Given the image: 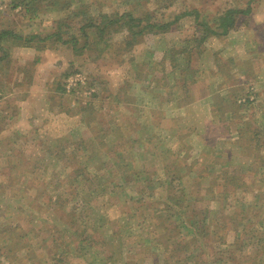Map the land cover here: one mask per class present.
<instances>
[{
	"label": "rangeland",
	"instance_id": "obj_1",
	"mask_svg": "<svg viewBox=\"0 0 264 264\" xmlns=\"http://www.w3.org/2000/svg\"><path fill=\"white\" fill-rule=\"evenodd\" d=\"M68 1L37 2L34 15L25 0H0V33L75 32L78 17L69 7L77 5L118 18L126 9L140 18L149 13L159 27L125 49L126 26L102 45L105 50L75 58V43L48 39L39 51L37 39L30 45L15 37L0 41V264H84L89 257L98 264L105 246L123 256L120 263L176 264L174 249L153 235V217L168 215L184 235L198 231L202 246L198 261L179 264H264V0H71L66 9ZM248 7L239 25L222 35V12ZM192 10L200 11L198 19L185 14ZM202 20L218 35L205 33ZM186 47L188 57L173 63V53ZM65 72L67 79L96 78L98 85L87 82L78 97L94 93L80 102L86 104L100 93L95 122L84 119L70 96L47 102ZM58 103L69 110L54 112ZM223 170L252 180L242 188L225 184ZM87 173L93 184L82 182ZM235 215L251 221L235 228ZM124 217L131 233L122 229ZM212 221L230 224L222 241ZM85 236L97 241L86 254L80 248Z\"/></svg>",
	"mask_w": 264,
	"mask_h": 264
},
{
	"label": "trees",
	"instance_id": "obj_2",
	"mask_svg": "<svg viewBox=\"0 0 264 264\" xmlns=\"http://www.w3.org/2000/svg\"><path fill=\"white\" fill-rule=\"evenodd\" d=\"M25 1H26L24 3L25 5L23 4L25 6V10L27 12L28 11H35L34 15H36V12H38L40 10V7L38 8V7H36V5L38 3L42 4V0H32V1L25 0ZM72 3H74V2L69 0L67 3L64 4L63 7H66V9H67L69 6L72 5ZM69 11H70V14L72 16L78 17L77 22L72 23L73 26L76 24L74 27L75 32H73L74 29H73V31L65 30V29L63 31V27H59L56 31H51L46 36H40V35L36 36V34H30V35L24 36V35H17L15 33H13V31H11V30H3L0 33V41L5 37H15L17 40L24 39L26 44L30 45L33 43L34 40L37 39L39 44H37L36 46H37L39 51H41L45 48L46 44L44 42H46L48 39H52L53 40L52 43L54 44V42H55L56 45L59 42H62L61 44L75 43L74 47L72 49L75 52V56L78 57L79 53L83 52L84 50H93V51H99V52L105 50L106 46L103 47L102 45L108 43L115 32L120 31L122 28H124L126 26H127V29L131 32L130 33L131 35L129 36L130 39L127 38L124 40L126 43L125 47H124L125 49H128L130 46H134L135 43L141 39V36L144 35L145 31H157L156 28L159 27V25L150 21L152 16L149 13H147L144 17L140 18V17H137L133 13L134 11L128 10V9H126L127 12H124L123 14H121V16L119 18L116 15V13H110V12H104V11H100V13L98 15L91 14L89 7L86 5H81V6L77 5V7H74V8L69 7ZM251 11H252V9H250V7H248L247 9H240V8L227 9V10L222 12L221 16H219V18L217 20V22L219 23L217 28H221V34L222 35L229 34V32L231 30L235 29L239 25V23L241 22L240 21L241 17L248 15ZM185 14L195 15L196 19H198L200 17V11H198V10L187 11ZM34 15H26V18H28V19L33 18ZM179 16L180 15H178V18H179ZM209 23L210 22L207 20H202L199 22V24L202 26V29H204L205 33L209 32V35L217 36L218 31L215 29L213 30L212 27L209 25ZM76 26H78V30L76 29ZM167 26H169V23L167 24ZM164 28H167V27L163 26V27H160V29H158V30H162ZM76 32H78L79 35H77ZM67 33L69 36L67 38H65L66 37L65 35ZM80 35L83 36L84 41L80 40V38H79ZM203 39H205V37L202 38V42H203ZM33 44H35V43H33ZM0 49H2L1 43H0ZM183 54H185V56H187V57L190 54V52L187 51V47L185 50L183 49V51L179 50V51H176L173 53L172 56L175 57V59L173 60V63H174V61H176L177 57L179 58ZM0 58L2 59V57H0ZM184 58H186V57H183L182 59H184ZM178 64L179 63H175L174 68H177ZM71 65L73 66L74 63ZM173 72H175V70H173ZM69 74H70V72L69 73L65 72V74L63 76H61L60 80L56 79V81L54 82V84L51 88L55 92V94H53L52 97L53 96L58 97L60 100L65 99L66 96H68V97L70 96V97L74 98L75 102L78 101V103L80 105L78 112H81V114L86 113V115H87L86 117H84V119L85 120L87 119L90 123H92L93 121L95 122L96 108H93V106L96 105V101H95L96 98L98 99L101 97L100 93L98 95H96V98L94 101H86V104H80L81 101H83L85 99L92 98L94 93H92V95L90 97L89 96H82L81 98H78L79 94L81 92H84L86 89H89V87H87L89 85V83H86L85 85H81L79 92H76V90L73 89V87L71 90L67 91V87H66L67 78L66 77ZM90 77L93 80H91V78H90L88 81V78H87V82H92L94 85H96L97 84L96 78L92 77V76H90ZM64 78H66V79H64ZM92 99H94V98H92ZM56 105L60 106L59 103ZM59 108L69 110L67 107L65 108V107L60 106ZM71 114H72V112H71ZM116 125H118V123H116ZM117 128H121V126L119 125V127H117ZM123 133H124V137H126V134H125L126 132H123ZM83 144H84V141H79L77 143V147L79 149H81L80 147H82ZM60 152H62V150ZM13 162L14 161H12V163ZM125 165H126V167H128L127 162ZM13 166H15V165H13ZM118 166L121 167L122 165H118ZM82 168H84V170H87V168L84 167L83 165H82ZM128 169H129V167H128ZM220 175L222 177L221 179L226 180L225 184L234 183V185H235L234 187H238V188H240L241 186H244V184H246V183H250L252 180V177H250V181H249V177H248L245 180L241 181L240 179L243 177H241L240 175L230 174L228 171H225V170H223ZM220 175L218 177H220ZM83 178L84 179L82 182H84V183L93 184L94 181H96L89 173L85 174L83 176ZM1 186H2V183L0 182V187ZM89 186H91V185H89ZM184 190H186V189H184ZM225 191L229 193V189H225ZM181 194H183V193H181ZM51 201H53V200L50 197V202ZM114 202H115V204H118L119 201H118V199H116ZM168 206L170 207V205H168ZM131 210H133V208H131ZM31 211H36L35 207H33L31 209ZM142 211H143V208H142ZM137 212L138 211H135V213H137ZM166 212H167V210H166ZM31 214H32V212H31ZM67 214L70 215V213H67ZM130 214L131 213L128 212L127 216H129ZM88 215H89V213H88ZM170 217H171L170 215H168V217H163V216L153 217L154 218L153 222L155 224V231H154L153 235L155 236V238L157 240H159L161 243H163V245L166 249H170V248L174 249L173 252H175V253H174V255L172 254V256H176V258H177L176 264H179L183 260L190 262L192 260H197V258H201L202 246L198 243V241L195 240L196 237L199 236L198 231L193 229L194 232H191L188 235H184L183 228L181 227V225H179L177 222H175V219H171ZM124 218L126 219V222L123 225L122 229H125L126 233H131L132 231L130 229L129 223L127 222V220L129 218L128 217H124ZM241 219L242 218H240V216H238V215H235L234 218H233V216H231V220L236 226L235 228H238L240 226L245 227L251 221L249 219L250 221L247 220V222H244V221L241 222ZM36 220H37V216H34L33 222ZM103 222H105V224H106V221L103 220ZM111 222H112V225L115 226L114 221H111ZM109 223H110V221H109ZM211 224H214L213 225L214 231L216 233H218V238L220 241H222V237H221L222 231L225 232V230L227 229V227L230 226V224L228 222L227 223L226 222L217 223L216 221H212ZM207 226L209 227L210 225L207 224ZM252 226L253 225H251L250 227H252ZM258 228L259 227L256 226L254 233L256 232V230ZM14 231L18 232L17 227L15 228ZM121 231L122 230L116 229L115 233L118 235L121 233ZM172 231H174L173 236H176V241H177V243H174L173 245L170 244V242H168V241H170V238L172 237L171 235L173 233H170ZM240 234L241 233L238 232V234H237L238 238H239ZM81 236H82V234H81ZM24 237H25V235L20 237L19 240L20 239L23 240ZM85 240H87V243H84ZM194 241H196V242H194ZM88 243H91L90 244L91 247L88 245H85ZM96 243H97L96 238H94V237L89 238V237L85 236L81 241V244H80L81 247L80 248L82 251H85V254L87 252L90 253V251L92 250V244H96ZM103 244H105V243H103ZM262 249H263V244H262ZM120 251H121V249H120ZM8 252L11 254V250ZM103 252H104L103 254L105 257L98 258L97 255L95 257V260H97L99 262L98 264H125V263H120L121 260L122 261L124 260L123 256L119 257L117 255L118 252L113 251L110 247L105 246V249L103 248ZM91 254L94 255V253H91ZM262 254H264V250L262 251ZM61 255H59V256L63 257V255L62 256ZM206 260H207V258H206ZM9 261L10 262L8 264L13 262L11 259ZM56 261L65 262V261H62V258H59V260H56ZM153 261H155V259ZM94 263H95V261L90 260V257L88 258L87 262H84V264H94ZM65 264H69V262H67ZM165 264H170L168 262V259L165 260Z\"/></svg>",
	"mask_w": 264,
	"mask_h": 264
},
{
	"label": "built area",
	"instance_id": "obj_3",
	"mask_svg": "<svg viewBox=\"0 0 264 264\" xmlns=\"http://www.w3.org/2000/svg\"><path fill=\"white\" fill-rule=\"evenodd\" d=\"M66 83L67 91L71 90L73 87L76 92H79L81 85H85L87 83V76H84L83 74H75L74 76L69 77Z\"/></svg>",
	"mask_w": 264,
	"mask_h": 264
},
{
	"label": "crops",
	"instance_id": "obj_4",
	"mask_svg": "<svg viewBox=\"0 0 264 264\" xmlns=\"http://www.w3.org/2000/svg\"><path fill=\"white\" fill-rule=\"evenodd\" d=\"M71 51L73 52V50H71ZM73 55H74L73 57L75 58L76 56H75V53H74V52H73ZM74 60H75V59H74ZM74 60L70 61L71 64L74 63V62H73ZM71 64H70V65H71ZM59 74H60V73H59ZM61 74H63V72H62ZM61 74H60V75H61ZM56 79L58 80V78L56 77L55 80H54V82L56 81ZM52 86H53V83H52V85H51V88H52ZM50 91H51V92L49 93V97H47V100H48L47 102H50L52 95L55 94V92H54L52 89H50ZM15 94H16V93L13 91L12 96H14ZM47 96H48V95H47ZM5 103H8V101L5 102ZM13 104L17 107V110H20V105H19L18 102H17V103L14 102ZM52 106H53V108H52L53 111L56 112V113L59 111L58 113L61 114V112L64 111L63 109H60V108H59L61 105H60V106H59V105H52ZM24 108L27 109L26 106H24ZM27 114H29V113H27ZM11 115H12V114H11ZM7 116H10V113H8ZM18 122H20V121H18ZM18 126H19V125H18ZM14 127H15L16 130L19 131V129L17 128V126H16L15 124H14L13 128H11V129H14ZM24 135H25V134H24Z\"/></svg>",
	"mask_w": 264,
	"mask_h": 264
}]
</instances>
